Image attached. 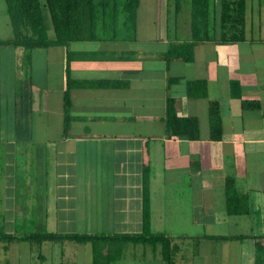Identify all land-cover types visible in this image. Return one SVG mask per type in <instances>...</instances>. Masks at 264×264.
I'll return each instance as SVG.
<instances>
[{
	"label": "crops",
	"instance_id": "obj_1",
	"mask_svg": "<svg viewBox=\"0 0 264 264\" xmlns=\"http://www.w3.org/2000/svg\"><path fill=\"white\" fill-rule=\"evenodd\" d=\"M138 1L134 28L123 18L102 39L33 48L14 74L0 130V229L150 233L169 239L172 264H254L256 250L264 259V3L253 15L246 0L243 41L196 42L184 60L174 50L191 40L187 15L172 36L174 0ZM168 98L195 121V139L169 136ZM122 249L110 264H166L159 244ZM0 264H92V245L0 241Z\"/></svg>",
	"mask_w": 264,
	"mask_h": 264
},
{
	"label": "trees",
	"instance_id": "obj_2",
	"mask_svg": "<svg viewBox=\"0 0 264 264\" xmlns=\"http://www.w3.org/2000/svg\"><path fill=\"white\" fill-rule=\"evenodd\" d=\"M169 1V0H168ZM11 37L0 39V46L21 49L27 59L33 48L51 45H66L69 42L98 40L114 30L123 19L124 25L134 28L138 0H4ZM173 6L174 14L181 12V0L167 3V15ZM190 42L179 45V56L189 60L190 49L196 42L216 39L220 42H239L245 38L246 0H190L189 3ZM170 16L165 18L168 22ZM216 34L209 36L208 31ZM53 32L50 38L48 33ZM114 33V32H113ZM186 50H183L185 48ZM65 110L68 105V92L64 93ZM210 127L216 131L217 111L211 104L209 110ZM164 123L171 137L185 136L195 139V121L178 117L173 109V100L166 101ZM14 240H26L40 245L45 241L89 242L92 245V264H110L122 247L132 244L160 245L162 259L166 264L173 263L170 241L162 235L154 234H52V233H6L0 229V241L8 244ZM262 250H256L255 263L264 264L260 257Z\"/></svg>",
	"mask_w": 264,
	"mask_h": 264
},
{
	"label": "rangeland",
	"instance_id": "obj_3",
	"mask_svg": "<svg viewBox=\"0 0 264 264\" xmlns=\"http://www.w3.org/2000/svg\"><path fill=\"white\" fill-rule=\"evenodd\" d=\"M249 4L252 3L254 8V14H256L258 10V6H261V4L264 3V0H248ZM144 6L147 7V10H150L149 15L146 16L147 20L146 23H149V26H151L152 23V17L153 12L152 9L155 7L154 4L145 3ZM182 11L180 14V17L177 19L174 14V12L170 15V21H168L169 25H171L172 29V36H174L175 32L179 29V34L184 30L183 21L184 18L188 17L189 14V6H184L182 4ZM264 11V10H263ZM173 14L175 16H173ZM175 17V18H174ZM174 19V20H173ZM177 19V20H175ZM161 25H162V18H161ZM172 23V24H171ZM175 24L176 31L174 29ZM173 27V28H172ZM253 34H256L255 31H253ZM11 28L9 25V18L6 11V6L4 0H0V39L6 40L11 37ZM178 36V35H177ZM15 49L11 46H2L0 47V130H2L5 125L4 124V102H5V96H7L11 90L18 89V80H14V74L15 76L18 75L19 72H25L27 70V59L25 56H22V59L18 62L13 59L12 54L14 53ZM17 51H20L24 54V52L21 49H17ZM17 62V66L20 67V71L15 67V63ZM12 91V93L14 92ZM9 134V133H8ZM5 135L7 136V133L0 131V141H3V138H5Z\"/></svg>",
	"mask_w": 264,
	"mask_h": 264
}]
</instances>
